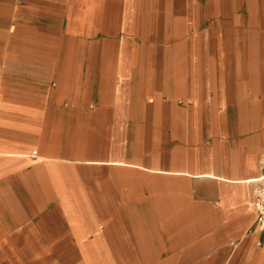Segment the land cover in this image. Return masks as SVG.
Wrapping results in <instances>:
<instances>
[{
    "label": "crops",
    "instance_id": "obj_1",
    "mask_svg": "<svg viewBox=\"0 0 264 264\" xmlns=\"http://www.w3.org/2000/svg\"><path fill=\"white\" fill-rule=\"evenodd\" d=\"M264 0H0V264H264Z\"/></svg>",
    "mask_w": 264,
    "mask_h": 264
},
{
    "label": "built area",
    "instance_id": "obj_2",
    "mask_svg": "<svg viewBox=\"0 0 264 264\" xmlns=\"http://www.w3.org/2000/svg\"><path fill=\"white\" fill-rule=\"evenodd\" d=\"M259 174L249 182L250 204L255 215L254 223L249 232L264 230V152L258 160Z\"/></svg>",
    "mask_w": 264,
    "mask_h": 264
}]
</instances>
